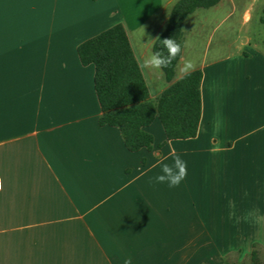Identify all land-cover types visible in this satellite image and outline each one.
I'll return each instance as SVG.
<instances>
[{
	"label": "crops",
	"instance_id": "obj_1",
	"mask_svg": "<svg viewBox=\"0 0 264 264\" xmlns=\"http://www.w3.org/2000/svg\"><path fill=\"white\" fill-rule=\"evenodd\" d=\"M177 1L0 0V264L250 258L235 249L264 233V53L248 28L258 0H220L184 20L174 80L185 61L202 73L191 139L167 141L156 119L152 149L128 151L118 129L99 126L94 67L77 55L123 25L154 101L169 84L141 63ZM173 149L187 175L169 188L153 165Z\"/></svg>",
	"mask_w": 264,
	"mask_h": 264
},
{
	"label": "trees",
	"instance_id": "obj_2",
	"mask_svg": "<svg viewBox=\"0 0 264 264\" xmlns=\"http://www.w3.org/2000/svg\"><path fill=\"white\" fill-rule=\"evenodd\" d=\"M218 2L220 0H178L160 39L174 38L182 48V26L186 17L197 9L209 10ZM159 50L162 46L156 41L153 52ZM77 55L82 66L94 67V89L102 113L99 126L118 129L128 151L152 149L153 137L146 128L156 119L167 141L196 136L202 73L193 71L174 80L181 52L171 65L162 69L169 85L154 101L149 100L146 83L123 25L116 24L81 43ZM250 264H263L255 250L250 255Z\"/></svg>",
	"mask_w": 264,
	"mask_h": 264
},
{
	"label": "clouds",
	"instance_id": "obj_3",
	"mask_svg": "<svg viewBox=\"0 0 264 264\" xmlns=\"http://www.w3.org/2000/svg\"><path fill=\"white\" fill-rule=\"evenodd\" d=\"M151 41H159L162 50L154 51L143 59L141 67L144 69H165L171 65L172 61L175 60L181 52V45L177 43L174 38H165L161 40L160 37L157 36ZM193 67L191 61H185L179 71L181 74L188 75L193 70ZM169 158L172 160L171 164L165 162ZM157 166L160 167V174L153 178L157 184H167L169 188H174L179 186L181 181L186 178L187 162L180 157L175 149H173L169 155L161 157L157 164L153 165V167ZM141 175H143V173H141ZM0 188H2V181H0ZM123 264H132V258L130 256L125 258Z\"/></svg>",
	"mask_w": 264,
	"mask_h": 264
},
{
	"label": "rangeland",
	"instance_id": "obj_4",
	"mask_svg": "<svg viewBox=\"0 0 264 264\" xmlns=\"http://www.w3.org/2000/svg\"><path fill=\"white\" fill-rule=\"evenodd\" d=\"M249 37L251 38V45H256L258 51L264 53V0H258L255 5L254 12L252 15V20L249 25ZM245 239L242 237L241 248L239 251H236V255L238 253L244 254L245 247H250L253 250L257 251L260 258L264 263V233L254 235V237L250 240L247 239L246 243L243 242ZM251 249V250H252ZM228 259L224 264H234V260ZM244 264H250V258H248Z\"/></svg>",
	"mask_w": 264,
	"mask_h": 264
},
{
	"label": "built area",
	"instance_id": "obj_5",
	"mask_svg": "<svg viewBox=\"0 0 264 264\" xmlns=\"http://www.w3.org/2000/svg\"><path fill=\"white\" fill-rule=\"evenodd\" d=\"M0 181H1V179H0ZM1 189H2V188H0V191H1Z\"/></svg>",
	"mask_w": 264,
	"mask_h": 264
}]
</instances>
